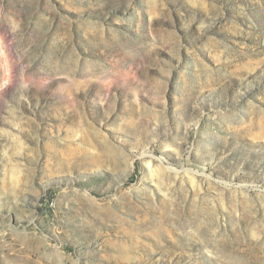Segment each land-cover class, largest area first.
<instances>
[{
    "label": "rangeland",
    "instance_id": "rangeland-1",
    "mask_svg": "<svg viewBox=\"0 0 264 264\" xmlns=\"http://www.w3.org/2000/svg\"><path fill=\"white\" fill-rule=\"evenodd\" d=\"M0 264H264V0H0Z\"/></svg>",
    "mask_w": 264,
    "mask_h": 264
}]
</instances>
